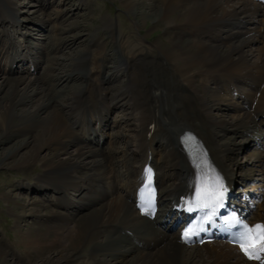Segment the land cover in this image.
<instances>
[{"label": "bare ground", "instance_id": "bare-ground-1", "mask_svg": "<svg viewBox=\"0 0 264 264\" xmlns=\"http://www.w3.org/2000/svg\"><path fill=\"white\" fill-rule=\"evenodd\" d=\"M233 1L123 0L126 11L130 12L133 8L137 10L133 18L141 26L146 24L147 17L157 15V11L161 13L152 28L164 26V37L148 47L131 34L128 26L125 27L123 37L127 39V43L124 48L122 45V49L127 69H117L111 76L119 79L126 74L128 78L124 87L116 88L117 92L112 100L107 99L105 93L102 95L105 92L103 86L113 83L110 78L101 77L106 67L99 64L94 66L99 59L106 60L108 51L96 37L97 42L91 46L93 50L88 48L85 58L78 65L79 69L84 68L88 72L84 73V84L76 88V91L79 90L77 93L74 92L63 100L73 109L72 116L75 118L71 120L69 116L66 118L64 109L56 106L57 100L47 99V96L34 112L27 113L25 120L20 117L24 109L19 106L26 104L28 90L24 87L26 91L22 92L19 88L32 82L18 74L23 72L30 78L33 71L42 67L43 62L24 55L22 44L14 42L9 36L14 32L17 21L13 20L9 24L5 20L16 3L12 0L0 2V62H6L5 68L0 64V95L9 87L14 92L11 100L6 98L8 95L0 98L3 102L0 146L4 144V136L11 139L20 132H25L27 138L15 146L16 154L30 144H34V148L15 167L27 168L39 160L43 166V174L35 180L27 181L24 189H14L15 185L9 184L7 187L10 193L5 198L20 210V214L16 215L17 226L26 222V219L33 218L38 228L45 224L47 233L53 234L51 240L45 241L39 236L32 237L29 233L26 239H19L16 245L20 247L25 260L19 255L17 262L25 261L30 264L33 260L40 259L41 264H257L245 261L235 247L222 242L188 248L181 244L179 234L175 232L183 217L174 207L179 196L184 195L195 180L190 161L178 141L184 131L195 136L203 159L217 179L230 187L238 186V179L247 186L251 182L252 190L237 191L234 201L241 197L264 199V51H255L260 52L258 55L261 61L253 64L250 63L252 52L245 51V48L264 40V29H261L263 26L248 28L257 25V16L264 15V7L246 0H237L236 5L224 8V5ZM47 23L46 20L38 22L37 26L45 27ZM22 28L25 29L24 25ZM143 36L146 40L150 35ZM252 36H256L258 40L252 39ZM39 49L43 50L44 47ZM65 49L69 47L65 46ZM12 57L22 64L21 67L12 68ZM49 69L57 72V75L49 78L55 77V81L66 79L74 82L79 75L65 72V76H61L59 69L52 65ZM96 74L99 76L95 78ZM236 89L237 100L233 97ZM123 97L127 99V106L133 112L128 115L129 119L132 117L138 123L130 129L133 135L128 137L130 143L136 146L137 152L120 162V159L115 161L117 158L113 154L116 151L113 148V154H110L111 151L106 154L95 147L101 140L103 143L107 136L103 131L111 127L110 121L104 118L105 113L125 108ZM220 98L224 100L222 107L214 104ZM100 102L104 107H98ZM89 108L90 114L85 117L83 111ZM224 108H230V121L225 117L227 110ZM127 119L123 122H127ZM92 121L95 125L100 122V128L95 130L98 136L94 138L90 137L95 133H91L89 128ZM163 125L164 130L161 128ZM39 127H42L40 135L36 130ZM33 128L37 135L28 137L33 134ZM82 134L90 137L89 141L85 137L81 139ZM224 137L228 140L220 143L218 139ZM238 138L243 139L244 152L252 151L246 165L235 157L239 149L236 142ZM73 147L77 149L76 154H69L66 158L64 156L65 159L59 158ZM156 147L164 152L160 161L159 158L156 159ZM147 150L152 155L159 190L160 210L153 222L140 217L135 208L138 194L136 187L140 186L144 176ZM44 152H49V155L42 156ZM235 168L246 170L241 178L233 177ZM83 169L92 173L78 177L77 174ZM92 185L102 188L95 198L91 196L96 193ZM34 186L38 189H33ZM26 190H36L35 196L49 192L51 196H55L51 198H56L57 204L53 205L59 207H68L61 205L60 200L63 196H68L69 190L78 193L80 198L74 203L70 202V214L47 211L41 215L40 208L46 211L49 207L28 199L24 193L21 194L23 198L15 193ZM9 207L11 209L10 205ZM247 210L251 214L250 208ZM61 217L69 221H63ZM75 219L78 220L75 226L69 227V222ZM250 220L264 222V202L258 206L256 214ZM127 232L135 235V240L132 241ZM83 239L87 243L86 247L94 243L96 248L92 258L83 259L84 263L77 253ZM57 247L60 249L56 256H44ZM11 254L0 248V260H3L1 264H16ZM13 256L15 257L14 254Z\"/></svg>", "mask_w": 264, "mask_h": 264}, {"label": "rangeland", "instance_id": "rangeland-1", "mask_svg": "<svg viewBox=\"0 0 264 264\" xmlns=\"http://www.w3.org/2000/svg\"><path fill=\"white\" fill-rule=\"evenodd\" d=\"M12 1L16 3V6H14V10L11 13H8L7 15L8 19H6V21H8L9 23L10 22L13 23V20H16L17 24H16V28H14V32L12 31L9 34V36L12 38V40H14V42L16 43L19 42L20 44H22V51H24L23 52L24 55H27L28 58H33L43 62L42 67L38 68L37 73H34V75L30 78L26 77V75L23 74V72H20L18 74L19 76L24 75L26 79L28 78L27 79L28 82L29 81L32 82V84L30 85L27 84L26 86H21L19 88V91L21 90L22 92L28 90L26 95L27 98L25 102L26 104H22L19 106V108L24 109L22 110L23 111L22 115H20V117L22 116L24 120L28 115L27 113L34 112L37 105L39 103L41 104L43 101L42 99L43 98L46 99V96L47 99L52 98V100L55 101L57 100L56 106L59 107L60 109H64V111L66 112V118L67 116L70 117V120L71 118L72 119L75 118L74 115L72 116L73 109H70L69 106L63 102V100H65L66 97H68L72 93L74 92L77 93L79 90L77 89L76 91V88L84 84L85 81L84 73H86L85 72L86 69L80 68L82 70L81 71L78 65L85 58V55L88 51L87 49L88 48L90 49V47L93 44H95L94 42L96 41V39L99 40L98 42L103 43L108 50L106 51L107 54L106 60L101 61L99 59V61L96 64H94V66L95 65L98 66L99 64L106 67V69H103L102 72L103 74L101 73V77L106 76L107 78H110L113 83H111V85L106 84L103 86L105 92H103L102 95L105 93L107 99L112 100L113 96H115L117 92L116 88L124 87L127 83V78H128V75L126 74H123V77H120L119 79H117L115 76H111V73L117 69L123 68L125 69L124 71H126L127 69L126 66L127 63L125 61V57L123 55V49H122V45L124 48V46H126L127 43L126 41L127 39L123 37V33L125 32V27L128 26L129 29L131 30V34L135 36L137 40L142 41L143 45H146L148 47L152 46V43L154 44L155 41L157 42L158 40L164 37L162 31L164 29V26L157 29L152 28V25L156 22V20L158 19L161 13H158L157 11L156 12L157 15L147 17L146 24L144 25L142 24L141 26L137 22H135L133 18V16L137 14V10L133 8L132 11L130 12L126 11L124 8L123 0H70L68 2L67 0H12ZM0 2H2V0ZM237 2H238L237 0H234L231 3L224 5V8H229V5L230 6L236 5ZM145 3L149 4V1H146ZM30 5L32 6L30 7ZM142 7L145 6L142 4ZM145 10L147 12V9ZM263 14H264V10H263ZM45 20L48 21L47 25L45 26L46 28L41 27L40 25L37 26L38 22L43 23ZM257 21L258 23L256 26L248 25L249 27L248 26L247 27L251 29H255L256 27L263 26L261 29H264V23H263L264 15L259 14L257 16ZM22 25H24L25 29L22 28ZM110 25L112 27H109ZM234 31L237 30L235 29ZM28 34H30V36L27 37ZM146 34L150 35L149 37L146 38L147 41L144 39V36L142 37V35H146ZM256 38H257L256 36H252V39L258 40V38L257 39ZM0 44H2L1 41ZM42 46L44 47L43 49L44 51L39 49ZM65 46L69 47V49H65ZM91 49L93 50L92 47ZM256 50L257 51L261 50L260 52L264 51V40L258 43H254L250 47L245 48L246 52L248 51L252 52L253 56H251L250 58L251 64L259 63L261 61V58L258 55L260 52L259 53L255 52ZM4 63H6L5 60H2V62H0L3 68L6 67ZM51 65L53 66V68L55 67V69H59L58 71L61 73L60 74L61 76H65L63 75L65 74V72L69 74L72 73L74 74V76H76V74H79L76 78L77 80H75L74 82L73 81L68 82L66 81L65 78H64L65 80L63 81L53 80L55 77H53V79L52 78L49 79L51 76L57 75V72H51V69H49ZM61 76L60 78H62ZM98 76L99 74H96L95 78ZM78 78L79 79L83 78V79L79 81ZM1 84H2V79H0V85ZM24 87L26 88V90H24ZM22 92H20L21 96H22ZM4 96L5 97L7 96L6 98L11 100L12 97L14 96L13 90L10 89V87L6 88V91L3 90L2 96L0 95V98L2 99L4 98ZM1 99H0V116L1 113L3 112V110L1 109L2 106L1 103H3ZM123 99H125V101H123L125 108L123 109L118 108L111 112L107 111L105 113L104 118H107L110 121V126L112 127L105 129V134L107 135L104 139L105 144L103 142V144L96 145L97 147L94 146L95 144L93 145L95 148L99 150L101 149V151H103L106 154H109V152L113 148L116 151V154H113V151H111L110 154H113L115 159L117 158L115 161H118L120 159L119 160L120 162L129 158V155H133V153L137 152L136 151L137 148H135L136 146L130 143L129 140L130 138L128 137H131V135H133L131 134L132 131L130 129H133L134 125L138 123L134 121L132 117L131 119H129L128 115L130 114V112H132V110L130 111V106L129 107L127 106L129 104V102L126 101L127 99L124 97ZM223 103L224 100L223 99L221 100V98L214 102L215 105H219L220 107H222L221 105H223ZM224 109L227 110L225 117L230 121V119L232 118V116H230L231 113H229L230 108H224ZM124 119L125 120L127 119V122L128 121L129 122L124 123L123 122L125 121ZM34 121L36 122V120ZM115 122H119V123H115ZM7 124L8 123L6 122V126ZM96 125H94L93 122L89 124L91 131L95 127L99 128L98 127L99 125L98 124ZM163 126L161 128L164 130L165 126L164 127ZM34 129L35 128H33V134H29L28 137L32 135L33 136L37 135L34 132L35 131ZM36 130L38 132V135H40L41 134L40 132L42 131V127L36 128ZM20 133L17 134L16 137H12L11 139H8V136H4L2 138L4 144L0 146V248H3L5 252H7L9 255L12 253L11 258L16 261V264H27L28 262L25 261L17 262L18 260L17 256L21 255L20 257H22V253H20L19 250L20 247L16 245V242L19 239H26L29 236V234H31L32 237L39 236V238L44 241L48 239L51 240L53 238L52 236L53 234L52 232L47 233V226L45 224L44 226L42 225V227L40 226L38 228V226L34 224L35 220L33 218H29L28 220L26 219V222L21 223L19 226H17L16 215L20 214V210L17 209L16 206L14 207L5 198L6 194L10 193V190L7 187L9 184L15 185L14 189L17 188L22 190L26 186L25 184L27 181L35 180L38 178L39 175L43 174V166H42V162L41 163L39 162L40 160L34 162L32 166L27 168L15 167V165L18 162H21L25 157V155L29 153L31 149L34 148L33 146L34 144H30L28 148H25L21 150L18 154H16L15 146L20 141L24 140V138H27V134L25 132H20ZM1 135H2V128L0 126V136ZM83 137L84 135H81V139ZM227 140L228 138L225 137L223 139H218L220 143L225 142ZM236 142L239 145L237 154H235L236 160L238 159L237 161L246 165V162L248 161V158L251 155L252 151L244 152L243 139L238 138ZM156 148L158 151V155L156 156V158L157 159L159 158L160 161L164 156V152L161 148L158 147ZM76 150L77 149L75 147L69 148L68 153L62 154L61 156H59V158L65 159L69 154L74 155V153L76 154ZM43 155H49V152H44L42 153V156ZM244 171L246 170H239L238 168H235L232 175L234 178L236 177L241 178L242 174H244ZM79 173H81L82 175ZM79 173L77 174V176L83 177L86 174L87 175L91 174L92 171H89L88 169L87 170L83 169L80 170ZM97 173H99V171ZM127 178L128 177H126V179ZM237 181L239 183V185L237 184L238 185L237 190L239 189L245 190L248 188L252 190L253 185L251 183L249 186H247V184H243L241 179H238ZM169 185L170 183L168 184V186ZM96 186L94 187V185H92V188H94V192L96 191V193H93L92 195L89 194L92 196V198L97 197L101 192L100 190L102 189L100 188L101 186L99 185ZM33 189H38V187L34 186ZM28 190H26V192L17 191L15 193L16 195H19L21 198H23L21 194L24 193V195H26L28 199L30 200L33 199L32 201H38L40 202L41 205H46L47 207H49L47 208L46 211L40 208L41 215L46 214L47 211H54V212L57 211L65 215L70 214V212H72V210L68 208L70 206V202L74 203L73 201H77L80 198V196L78 197L79 195L78 193L69 190L68 191L69 194H67L68 196L65 195L66 197L63 196V199L60 200L61 205L68 207H63V206L59 207L53 205V204H57L55 200L56 198H51L55 196L54 195L51 196L52 194H49V192L46 195L40 193L37 194V196H35L34 192H36V190H31V191ZM16 195L13 194V196ZM250 200L251 203H254L256 201L253 197H251ZM85 201L87 200H84V202ZM263 201L264 199L261 202ZM9 205L11 206V209ZM257 209L256 207L254 208L253 211L254 213L251 216H254L256 214ZM84 214H86V212ZM69 217H71V215H69ZM62 218L63 217H61L60 219L63 221H69L66 218L64 219ZM77 221H78L77 219H75L74 221L72 220V222L70 221L69 223L71 224H69L70 225L69 227H74ZM58 222L61 223L62 221H58ZM86 244L87 243H85V240L83 239V242L82 241L80 242L79 248L77 249V253L81 255L82 263H84L83 259L92 258V256L96 251L94 243L90 244L89 247H86ZM59 249L60 248L57 247L56 249H53L51 251L52 253L51 252L48 254L46 253L44 256L50 258L54 257L56 256V253L59 251ZM13 254L15 255L16 258L13 256ZM22 258L25 260L24 257ZM2 262L3 260H0V264ZM30 264H41V262L40 259H38L36 261L33 260Z\"/></svg>", "mask_w": 264, "mask_h": 264}, {"label": "snow or ice", "instance_id": "snow-or-ice-1", "mask_svg": "<svg viewBox=\"0 0 264 264\" xmlns=\"http://www.w3.org/2000/svg\"><path fill=\"white\" fill-rule=\"evenodd\" d=\"M189 141H191V138L189 137ZM149 176L151 175V172L149 170ZM221 195H223L221 193ZM207 206V205H205ZM192 210V209H189ZM147 211V210H145ZM235 219V218H233ZM256 229L260 230V240L261 243L259 244V246L255 249L256 252H264V225H256L254 228H245L244 231H242L240 233V235L237 237V242L240 244L242 250H245L246 255L249 256L250 259L252 258H256V259H260V257L258 255H253L247 252V250L245 249V245L248 244L250 238H251V234L255 232ZM185 239H190L189 233L186 232L185 233Z\"/></svg>", "mask_w": 264, "mask_h": 264}]
</instances>
